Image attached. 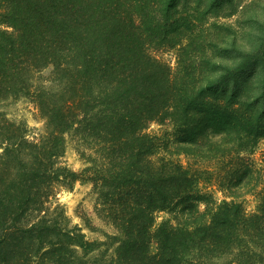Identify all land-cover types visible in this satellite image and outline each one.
<instances>
[{
	"label": "trees",
	"instance_id": "trees-1",
	"mask_svg": "<svg viewBox=\"0 0 264 264\" xmlns=\"http://www.w3.org/2000/svg\"><path fill=\"white\" fill-rule=\"evenodd\" d=\"M198 3L0 0V264H264V167L247 162L264 140V51L204 28ZM47 67L56 89L35 84ZM19 98L44 120L36 135L1 110ZM71 130L80 171L61 160ZM78 180L112 228L103 241L51 202Z\"/></svg>",
	"mask_w": 264,
	"mask_h": 264
},
{
	"label": "rangeland",
	"instance_id": "rangeland-1",
	"mask_svg": "<svg viewBox=\"0 0 264 264\" xmlns=\"http://www.w3.org/2000/svg\"><path fill=\"white\" fill-rule=\"evenodd\" d=\"M201 3L193 4L198 6L197 10L204 18V28L212 29L213 25L222 27V41L226 40L228 45L236 44L240 48H247L252 41L260 39V44L256 47L260 51H264V0H200ZM246 42L247 45H246ZM246 45V46H245ZM157 54L170 64L174 69L176 65V50L161 49ZM37 87L42 88H58L60 81L54 78L52 68L47 67L41 71L35 78ZM34 84V85H35ZM1 110L6 112L8 118L16 121H23L28 126L29 135H36L41 132L44 126V120L40 117L37 108L29 99H7L1 104ZM168 123L159 124L151 122L147 127V131L152 134H162L166 130H170ZM66 147L61 160L72 170L80 171L84 167V160L76 150V141L74 139V130L65 135ZM2 148H0V152ZM164 153V152H163ZM246 156V155H245ZM183 163L187 164L188 160L183 155L178 156ZM264 140H260L256 148L247 156V162L250 168L264 167ZM250 163V164H249ZM253 169L252 175L259 176ZM264 178V175L261 176ZM248 180V179H247ZM252 181V180H251ZM202 187L213 191L215 187L207 186L202 182ZM248 186L243 187L237 192V199L241 201L245 211L251 213L255 210L257 197L254 192L247 191ZM215 196L222 198L220 191H215ZM53 205H59L65 212L70 221V225H77L82 229L86 238L89 240L103 241L105 239L103 233H110L111 226L97 214L96 194L92 189V185L88 182L80 180L73 183L71 187H61L57 190L54 197L51 198ZM168 212L161 211L156 214L155 224H158L165 218H168ZM155 249L152 243L151 250ZM99 249L96 248L88 256L93 258ZM111 250V248H110Z\"/></svg>",
	"mask_w": 264,
	"mask_h": 264
}]
</instances>
